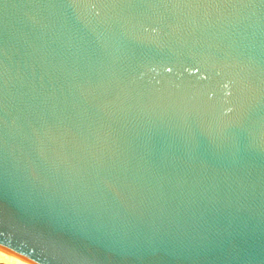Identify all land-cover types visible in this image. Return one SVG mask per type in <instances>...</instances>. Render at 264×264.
<instances>
[{
	"label": "water",
	"instance_id": "water-1",
	"mask_svg": "<svg viewBox=\"0 0 264 264\" xmlns=\"http://www.w3.org/2000/svg\"><path fill=\"white\" fill-rule=\"evenodd\" d=\"M0 250L264 264V0H0Z\"/></svg>",
	"mask_w": 264,
	"mask_h": 264
},
{
	"label": "bare ground",
	"instance_id": "bare-ground-1",
	"mask_svg": "<svg viewBox=\"0 0 264 264\" xmlns=\"http://www.w3.org/2000/svg\"><path fill=\"white\" fill-rule=\"evenodd\" d=\"M0 261L7 264H32L27 258L0 250Z\"/></svg>",
	"mask_w": 264,
	"mask_h": 264
},
{
	"label": "flooded vegetation",
	"instance_id": "flooded-vegetation-1",
	"mask_svg": "<svg viewBox=\"0 0 264 264\" xmlns=\"http://www.w3.org/2000/svg\"><path fill=\"white\" fill-rule=\"evenodd\" d=\"M5 262L4 261H0V264H4Z\"/></svg>",
	"mask_w": 264,
	"mask_h": 264
},
{
	"label": "rangeland",
	"instance_id": "rangeland-1",
	"mask_svg": "<svg viewBox=\"0 0 264 264\" xmlns=\"http://www.w3.org/2000/svg\"><path fill=\"white\" fill-rule=\"evenodd\" d=\"M4 264H7V263H4Z\"/></svg>",
	"mask_w": 264,
	"mask_h": 264
}]
</instances>
